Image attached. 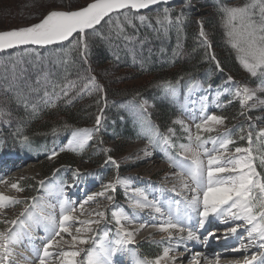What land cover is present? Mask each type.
<instances>
[{"label": "trees", "instance_id": "obj_1", "mask_svg": "<svg viewBox=\"0 0 264 264\" xmlns=\"http://www.w3.org/2000/svg\"><path fill=\"white\" fill-rule=\"evenodd\" d=\"M30 1L32 3L25 6H21L25 0H20L17 5L1 4L0 20L11 16L21 24L37 23L49 8H36L40 0ZM52 1L61 0L40 3L50 8L66 7L50 5ZM89 2L91 0H86L78 8ZM245 2L247 0H191L162 4L140 13L130 10L116 13L95 26V32L87 30V63L80 55L83 46L74 47L76 40L73 38L58 46L0 53V110L8 113L0 117V154H19L24 146L50 149L74 131L95 128L98 115L102 117L100 128L114 129L117 134L109 141L121 139L127 146L137 141L136 132L128 114L120 112L116 115L117 107L149 102L152 104L150 121L161 133H166L168 128H176L172 121L177 117L179 107L161 97L165 86L183 90L195 81L216 86L225 82L228 76L257 86L258 82L249 79L241 65L240 54L228 42V29L219 11L221 7L241 6ZM165 9L169 11L172 23L162 27L157 23V17H162ZM181 12L184 17L177 23L176 17ZM140 16L145 19L141 21ZM201 20L210 49L204 45V37L199 35L197 21ZM18 27H7L2 31ZM213 55L215 60L211 58ZM216 61L222 70L217 69ZM89 75L96 78L102 92L91 86L84 89ZM65 90L67 95H64ZM238 110L236 106L227 107L225 113L234 114L233 118H226L230 125L237 121L238 114L235 113H239ZM23 137L28 138L26 142ZM239 143L247 145V142ZM116 152L122 155L124 149ZM72 163H54L43 175L52 176L60 167L71 168ZM257 165L258 172L264 175V167ZM37 185L36 182L30 184L36 191ZM122 199L119 195L118 200ZM159 252V248L149 244L142 246V253L150 259Z\"/></svg>", "mask_w": 264, "mask_h": 264}, {"label": "snow or ice", "instance_id": "obj_2", "mask_svg": "<svg viewBox=\"0 0 264 264\" xmlns=\"http://www.w3.org/2000/svg\"><path fill=\"white\" fill-rule=\"evenodd\" d=\"M160 2L162 0H91L86 6L77 10H52L44 15L38 23L17 29L0 31V50L26 45H52L69 41L71 37L76 40V43L73 45L74 47L83 46L80 55L85 58V63H87V30L95 32V26L99 25L110 13L119 12L120 10L138 11ZM219 11L222 13L225 26L228 29L226 33L228 42L233 49L242 54L238 58L243 68L253 77H264V0H247L241 6L221 7ZM183 17L184 14L181 12L176 17V22H181ZM139 19L143 21L145 17L140 16ZM129 23H131V20H129ZM157 23L162 27L165 24L172 23V17L167 9H165L162 17H157ZM197 23L200 25L199 35L204 37V45L210 49L211 45L207 41L206 33L203 29V21H197ZM211 58L212 60L216 59L214 55ZM216 67L222 70L219 61H216ZM87 81L84 84V89H89V86H91V89L103 91L102 86L97 84L94 76L89 75ZM226 82L235 83L231 76L227 77ZM262 85H264V81H262ZM199 86L198 83L191 85L193 88ZM65 87L67 88L68 86ZM224 91L229 92L230 89L225 88ZM165 92L175 95L176 88L169 85L166 87ZM219 94L217 93V95ZM64 95H67L66 90L64 91ZM234 96L239 99L242 108L256 107L255 104L249 105L248 103L256 98V90L250 89L247 86L237 85ZM144 103L146 104L147 101ZM259 104L264 105V100H260ZM141 108H143V105H141ZM102 111L103 109H101ZM241 114L243 115V113ZM5 115H8V113L0 110V117ZM224 120L225 117L222 116L215 114L208 115L201 123L195 125L197 129L195 137L183 125V122L174 121V123H180L183 130L189 133L187 136L188 143H181L178 145V148L180 150L179 155L185 153L190 155L179 159L169 158L171 166L179 169L180 174L186 176L191 181V184L188 183V180H183L181 183L182 188L192 193L191 199L185 201L186 208L189 210L185 215L188 219H191L192 213L197 214L200 218L199 224L201 227L204 226L210 214L230 216L234 220L243 221L245 224L252 226L249 230L250 237L252 233H257L260 239L264 240V224L261 223L264 221V175L257 171L256 165V161L259 160V165L264 167V129H260L256 133L255 140L253 139L252 132L249 131L247 134V146L236 147L234 152L229 154V146L235 143L230 138V130L220 136H209L207 139L200 135L201 132L211 133L214 131L212 125H222ZM101 123L102 117L98 115L95 120L94 130L81 129L74 131L70 142L73 145V150L77 148L82 149L92 139V131H99ZM144 123V121H141L142 128ZM148 127L154 131L155 137L162 140L164 144L177 147L171 142V136L174 135L173 128L167 129L169 135H162L158 128H153L150 122H148ZM251 127L252 125L249 124V129ZM148 138L151 143L152 137ZM27 139V137H23L24 142ZM241 139H244V137L241 136ZM208 143H211L213 146L211 148L206 147ZM145 153L148 155L147 150H145ZM55 155L57 153L53 151L49 158ZM108 161L116 164V161L111 156L108 157ZM116 183L126 184L127 181L117 178ZM41 184L43 185V181H41ZM11 188L17 192L22 191L16 183L11 184ZM108 189L114 190V185L109 183L105 186V191ZM94 195L102 196L104 192ZM107 198L112 199L111 196ZM93 199V196L88 197V201ZM16 203H19V201L15 198L0 193V210ZM147 206L149 205L139 201L135 203V207L143 208ZM32 207L35 208L36 205L33 204ZM151 207L155 208L156 212L160 211L155 205H151ZM41 211L43 212V209ZM74 211L75 208L73 206L67 204L65 201H61L58 223L55 216L51 214L41 216L40 219L46 221L45 232L48 233V237L47 243L43 246L42 254L34 250V253L39 257V264H47V259L54 255L50 249L60 243L59 240H56V237H60L61 233L71 235L70 223L76 220V217L72 215ZM96 215L103 217L104 213L99 212ZM20 216H27L31 219L33 213L25 209L20 213ZM113 216L116 217L118 225L121 224L122 220L128 219L122 213L117 216L114 212ZM4 223L17 226L24 224V221L13 219L11 221L5 220ZM79 223H99V220L79 221ZM159 227L161 231H168L169 229L184 231L179 216L175 222L169 220ZM238 227L239 225L230 228L229 231L235 234ZM89 231H91L90 228L78 227L76 229L77 233ZM22 235V232H17L14 228H6L4 231H0V264H11L9 257L12 253L9 246L19 243ZM117 235L120 238L115 241L116 247L104 248L101 245L100 251L88 249L86 250L87 256L82 264H110L111 256H114L118 251L124 250L125 245L133 243V232H121L118 230ZM169 238H171V233H169ZM187 238H195L191 230L188 231ZM87 243L88 239L86 238L76 235L72 236V248H75L77 244L82 245ZM260 246L264 247V244ZM81 251L83 250L61 251L59 253L62 257L61 264H81V262L76 260V257L80 256ZM169 251L171 249L166 248L164 250V257L167 256ZM162 258L156 257L153 261L145 260L141 264H160ZM258 259L259 264H264V256L258 257L255 253L252 254L250 260L247 257L245 258V264H253Z\"/></svg>", "mask_w": 264, "mask_h": 264}, {"label": "rangeland", "instance_id": "obj_3", "mask_svg": "<svg viewBox=\"0 0 264 264\" xmlns=\"http://www.w3.org/2000/svg\"><path fill=\"white\" fill-rule=\"evenodd\" d=\"M41 1L44 0H40V2ZM85 1L86 0H74L73 2H71L70 0H61V1H52L49 3L50 5L60 4L66 6L65 8L62 7L50 8L47 5L46 7L44 3L42 6L41 3L38 2L36 8L37 6H39V8L41 9L49 8L48 11L77 10V8L82 6L81 4L84 3ZM30 2H31L30 0H25V3L21 2V6L28 5ZM3 3H10L11 5H15V4L17 5L18 3H20V0H0V5ZM33 9H35V7ZM26 18H28V16ZM14 21L15 19H11V16H8L5 19L3 18L2 21L0 20V31H2V29L7 27L19 26L18 28H20L34 24V22L32 21L30 23H24V24L18 23V21L15 22ZM9 24L12 25L7 26ZM245 72L247 71L245 70ZM247 73L249 79L256 80L258 82L257 86L260 84V86L256 88L247 86L250 89L256 90V98L248 102L249 105L255 104L256 107H248V108L241 107V104L239 103V99L234 96L235 88L237 85L246 86L248 84H244L246 81L243 79H235L233 77L232 78L235 83L226 82L227 81L226 80L225 82L216 85L217 87L211 86L212 84H208L207 86H209V88H207L204 91L207 94L200 97L193 96L192 94L187 93L186 95H184V98H182V94L179 88H176L175 95L167 94L164 90L163 92H161V97L168 99L170 102L173 103L175 102L176 108L179 107L178 113L181 112V115L185 116V119L188 122V124H185L183 122V125L190 130V133L193 137L197 135V129L195 125L201 123L202 120L206 118L208 115L215 114L217 116L225 117L224 123L222 125H212L214 131H212L211 133L201 132L200 135H202L203 138L207 139L209 136L212 137L220 136L224 132L230 130L231 131L230 138L237 143L247 142V134L249 131L252 132L253 139L255 140L256 133H258L260 129H264L263 127L264 105L259 104L260 100H264V94L260 95L259 93L260 91L264 92V85H262V81H264V77H260V76L253 77L249 72ZM225 88H229L230 91L225 92L224 91ZM196 93L198 94L200 92H196ZM217 93L220 94L217 95ZM144 102L145 101L141 102L138 105L126 104L121 108L117 107L118 112L116 113V115L122 112L123 114H128L132 120V126L134 127L135 129L134 131L136 132L135 134L137 136V141L133 144H129L126 146L125 144L127 143L121 139L120 140L117 139L115 141H109L110 139H114L117 136V134L115 133L114 129H107L103 127L100 128L99 131H92V139L89 140L82 149L77 148L73 150V145H71L70 143L72 140V133H73L72 132L68 135L69 136L68 138L67 137L64 138L50 149L47 148L39 149V148L24 146L22 151H19V154L12 152L9 155H5L10 157L11 161L15 160V163L13 164L14 168L8 169V167H6V165H4L3 162H0V175L2 177V179L0 177L1 179L0 181H3L0 182V189H5V188L10 189L11 195L9 194L6 196H11L15 198L17 201H19V203L10 205L0 210V227H1L0 231H4L9 225H11L10 223L5 224L4 223L5 220H10V219L23 220V218L27 217V216H20V213L23 212L25 209H27L25 206H22L23 205L22 202L27 201V199L29 203L32 202V204L36 205L35 208L32 207L33 210L40 209L41 202L39 201L40 198L37 194L38 193L41 194V191H42V195H41L42 197L46 199L52 198L55 200L56 202L55 206L59 210H60L61 201H65L69 205L73 204L75 197L74 195H69L68 193L75 186H77V189L76 190L74 189L73 192H76V196L81 194L78 197H81L83 191L90 186H92L93 188L94 187L98 188L95 194L104 192V195L102 196L93 195V197L98 198V200L92 202L91 204L88 205V207L85 208V210L87 211L90 210L96 211V213L103 212L104 216L100 217L95 213L94 214L86 213L85 215L79 216V218H81L84 221L99 220V223L97 224L85 223L78 226H72L73 228L70 227V229L76 230L78 227L90 228L91 231H89L90 233L89 236L92 237L91 241H95V237L97 239L99 236L103 234H107L109 232L110 227L108 223L110 221H112V223L115 224L116 230L114 232L116 233L118 232V230H121L120 228L125 227L126 225H122V224L118 225L116 223V217L113 216V213L115 212L117 216H119L121 213L124 214L123 212L125 211L127 215V213H129L127 210L128 208L125 206L121 208L119 206L123 204L128 205L129 203L131 206L132 201L134 204L133 208L142 210V208L135 207V203L137 201L141 202V198L145 197L143 193L146 192L144 191V189H141L139 185L137 186V184L143 183L146 187H150V186L152 187L151 184H157L160 183V181H166L167 177L170 176L174 177L175 175L180 174V172H178L176 168L171 166L169 158L173 157L179 159V158H185L188 155H190L187 153L183 155H179L180 150L178 148V145L181 143H188L187 136L189 133L183 130L180 123H174V121H177L176 118H174L172 121V124L175 125L176 128L174 129V135L171 136V142L174 143L177 147H172L170 144L166 145L163 143L162 140L155 137L154 131L150 130L148 127V122H150L153 128H157L155 125H153L152 121H150L149 119V115L151 114V110H152L151 107L152 104H150L149 102L145 104ZM141 105H143V108H141ZM230 106H236L239 109L238 110L239 113H235L238 115H237V121L234 123L232 122L233 125H230L231 123H229L226 118L227 117L233 118L234 114L225 113L227 107ZM241 113H243V115ZM141 121L145 122L143 128L141 127ZM121 122H125V120L121 119ZM227 122L229 124H226ZM249 124L252 125L251 129H249ZM84 129L94 130L95 128L87 127ZM161 134L169 135L167 132ZM150 136L152 137L151 143L148 138ZM241 136H243L244 139H241ZM212 146L213 145L211 143L206 145V147L208 148H211ZM120 149H124V154L122 155L117 154L116 151ZM145 150H147L148 155H146ZM53 151H55L57 155L49 158ZM1 155L3 154H0V161H1ZM109 156L114 157L113 160L116 161V164H113L111 161H108ZM106 161L108 162L106 163ZM61 162L62 163L73 162L72 167L71 168L69 166L60 167L58 171L56 170L54 171L53 175L50 178L44 180L45 176H43V174H45L46 172L45 169L49 166H52L54 163L61 164ZM122 172L124 174H122ZM153 175L154 177L152 178ZM117 178H120L121 180H126L127 183L117 184L116 183ZM36 181L39 184L38 191L34 190V186H30V184ZM41 181H43V185L41 184ZM188 181L190 180L188 179ZM46 182H50L49 183L50 185L44 189V183ZM13 183L18 184V186L22 189V191L17 192L15 189L11 188V184ZM109 183H112L114 185V190L108 189L107 191H105V186L108 185ZM128 183L129 185L127 186ZM134 185L136 186L133 187ZM65 186L68 187L66 188ZM126 187L128 190L126 189ZM36 188L38 187L36 186ZM33 194H35L33 197L35 199L31 198V195ZM119 195L122 196L123 201L118 200ZM108 196H111L112 199L111 200L108 199L107 198ZM69 198L71 200H69ZM85 200L86 199L83 198L82 203ZM42 206L45 207V209L47 210H49V208H54L45 205ZM134 215L135 214L133 210L130 209L129 217L131 216L134 219L133 223L134 222L138 223V224H132L129 221H127L128 226L131 225V231L134 229L136 230L138 226L140 227L138 230L143 228L144 231L138 232L136 230L135 232L134 230L133 243L137 241H141L143 239V242L149 243L152 247L159 248L161 252L159 257L164 258V250L166 248L169 249L168 241L172 240L171 238H169V234L165 233L164 235H160V236H154L153 234H151L143 238V235L149 230L147 229V227L150 225L141 227V225L144 224L142 223L140 224L139 222L140 218ZM152 216L153 214L148 215V217L151 218ZM97 225H102L99 232L95 231ZM114 232L112 233V238L114 235V237L118 240L119 238ZM244 236L245 234L242 235L241 238L244 239L245 238ZM179 237L181 238L182 236L179 235ZM222 238L225 239L224 235L219 234L216 237V240H221ZM259 238L257 240H259ZM65 243L66 245H64V247L69 246L67 244L70 245L72 244V237H70L69 234L63 236V240H61L60 244L58 245ZM77 245L75 248H73V250H83L81 251L80 256L76 257V260L78 262H82L87 256L86 250H88L87 249L88 247H86V244H82V245L77 244ZM112 247H116V246L107 245V247L105 248H112ZM230 247L232 248L233 245H230L229 248ZM133 250L137 254V256L140 257L141 262L146 260L145 255H143L140 251L136 249ZM199 250L202 251V249L198 248V251ZM263 251H264V247H261L260 251L256 255L260 256ZM176 252L172 254V256L170 255L171 259H174L175 256L177 255H179V257H183L182 254H184V249L179 250L177 253ZM12 257L19 260L18 256L12 255ZM167 257L169 258L168 254L166 258ZM163 258L161 259V261L163 260ZM61 260L62 257L60 255H57V257L54 259V261H56L55 262L56 264H61L60 263ZM161 261L160 264L163 263V262L161 263ZM180 261H181L180 264L182 263L186 264L188 258L184 261L180 259ZM141 262H136V264H141Z\"/></svg>", "mask_w": 264, "mask_h": 264}, {"label": "bare ground", "instance_id": "obj_4", "mask_svg": "<svg viewBox=\"0 0 264 264\" xmlns=\"http://www.w3.org/2000/svg\"><path fill=\"white\" fill-rule=\"evenodd\" d=\"M236 144H237V142H236ZM0 177H1V175H0ZM1 179H2V177H1ZM182 181L183 180L178 176H174V177L170 176V177H167L166 181H160V183L151 184L152 187L151 186L146 187L143 183L137 184V186L139 185V187L141 189H144L145 192H146V190L151 189V191H149L150 194L148 197L141 198V202L146 203L149 206L143 207L142 210L136 209V208L131 209V210H133L136 217L140 218V221H139L140 224L141 223L144 224L143 226H147V225L151 226V225H155V224H157V225L165 224L166 223L165 221H169V220H167V218H164V216L169 215L172 211L171 209H169L167 207V205H165V203L167 201H175L176 203L181 204L182 199H181L179 193L182 194V196L185 197L187 200L191 199L192 193L189 190L181 187ZM188 183L191 184V181H188ZM153 185H156V186H153ZM92 188H93L92 186L86 188L82 193V196H81L82 198L78 197L81 194L76 196V192H73L74 189L75 190L77 189V186L72 188L71 191L69 192L70 193L69 195H74V197H75L74 198L75 200L73 201V204H71V206H73L75 208V211L72 212V215L74 217H76V220L70 223V227L78 226V225L82 224V223H79V221H84V220L79 218V216L85 215L86 213H93V214L95 213L96 214V211L85 210V208L88 207L89 204L98 200V198H94L93 200L88 201V197L93 196L98 190V188H95V187H94L95 189L94 188L92 189ZM156 188H158V190H159V197L158 198H156L151 193ZM173 189H175V190H173ZM0 193H3L4 195H9L11 193V190L7 189V188L0 189ZM83 198H85L86 199L85 201H87V202L84 201L82 203ZM144 198H146V200ZM69 200H71V199L69 198ZM151 205H155L156 207L160 208L162 213L156 212L155 208L151 207ZM127 210L129 212L127 214L130 215V209H127ZM137 210H139V211H137ZM142 211H144V212H142ZM187 211H189V210L187 209ZM149 214H153L152 218L148 217ZM56 216H60V211L56 212ZM197 218H198V220H197V224H198L200 218H199V216ZM10 220H7V221H10ZM128 221L132 224H138L136 222L133 223L134 219L131 216L128 217ZM261 223H264V221H262ZM83 224H85V223H83ZM237 225H239L237 232L235 234L231 233L229 231V229L233 228V227H237ZM101 226L102 225H97V228L95 227L96 228L95 231L99 232L101 229ZM9 227L14 228V229L17 228V226H13V225H9L7 228H9ZM194 227L196 228L197 226H193V228ZM251 227H252L251 225H247L243 221L234 220L230 216H216L214 214H210L208 219L205 221L204 226L202 227V228H206L205 231L198 233L197 235H194L195 238L188 239L185 232H182L179 234L180 236H182L181 238L178 235V236H175L172 240H169L168 241L169 242V249H171V251L168 252L169 258L164 257L163 260L161 261V263L163 262L162 264H173V261H174V264H180V262H181L180 259H182V261H184L188 258V261L186 264H245V258L247 257L250 260L252 254L253 253L257 254L261 249L260 245L264 244V240L260 239L259 235L257 233H252V236L251 237L249 236V230ZM19 228H21V227H19ZM81 228H84V227H81ZM139 228L140 227L138 226V228L136 229L138 232L144 231L143 228L138 230ZM129 229H131V226ZM70 230H71V235H69L70 237H72L73 235H76V236H80V237L88 239V243L86 244V247H91L94 244V242L96 241V237H95V241H91L92 237L89 236V234H90L89 232L77 233L76 230H72V229H70ZM134 230L131 231V232H133V234H134ZM136 230H135V232H136ZM120 231L123 232L122 230H120ZM166 232L167 233L173 232L176 234V233H178V230L177 229H169L168 231L161 232V235H164ZM38 233H39L38 235L41 234V232H38ZM62 234L64 236L68 235L66 233H62ZM219 234H223L225 239L222 238L221 239L222 241L216 240V237ZM244 234H245V236H244L245 238L243 239L241 237ZM116 235H117V233H116ZM58 238L59 237H57V239ZM118 238H120V237L118 236ZM258 238H259V240H257ZM116 240H117L116 238L113 240L114 245H116L115 244ZM17 244L19 246L24 245V241L21 240V242H19ZM64 245H66V243L61 244V245H57V246L54 245V247L52 249H50V251H52L54 253V255L47 259V264H52V263L54 264L56 262V261H54V259L57 257V255H59V253L61 251L73 250V248L71 247L70 244H67L69 246H65V247H64ZM214 245H220L223 247V249L226 247H229L230 245H233V247L224 249L223 252H221L222 255H224V256H221L220 258H213V257L208 255V252L206 250L207 249L209 250ZM242 245H243V247H241ZM41 246H44V244L42 243ZM201 247L203 248V252H201L200 250L198 251V248L202 249ZM130 248H131V246H130ZM181 249H184V254H182L183 257H179V255H177V256H175L174 259L170 258V255L172 256V254H174L176 251L178 252ZM232 249H236V251L238 250L239 252L232 251ZM229 250H231V251H229ZM228 254H230V255H228ZM30 256L32 258L28 259L27 257H25L21 261V264H39V257L36 254L30 255ZM261 256H264V251L258 257H261ZM210 257L212 259H215V260H212ZM114 258H116L115 260H113V262L115 264H122V261H124V260H126L129 264H136V261L138 260V257H131L128 255H125L121 251L116 252V255L114 256ZM82 262H81V264H82ZM182 264H184V263H182ZM253 264H259V259L255 262H253Z\"/></svg>", "mask_w": 264, "mask_h": 264}, {"label": "water", "instance_id": "obj_5", "mask_svg": "<svg viewBox=\"0 0 264 264\" xmlns=\"http://www.w3.org/2000/svg\"><path fill=\"white\" fill-rule=\"evenodd\" d=\"M173 1H175V2H181L182 0H166V2H164V0H162V2L157 3V4H154V5H150L148 8L140 9L138 11H133V10H131V11H133V12H142V11H145V10H149V9H151V8L159 5V4H163V3H167V2H173ZM122 11H126V10H120L119 12H122ZM115 13H118V12L110 13L109 16L112 15V14H115ZM106 18L107 17H105L104 19H106ZM74 36H75V34H74ZM70 39H71V37L69 38V40ZM63 42H66V41H63ZM63 42H60V43H63ZM60 43H57V44H60ZM57 44L46 45V46H38V45L16 46V47H13V48L3 49V50H0V51H7V50L16 49V48H29V47H34V48H47V47H50V46H53V45H57Z\"/></svg>", "mask_w": 264, "mask_h": 264}]
</instances>
